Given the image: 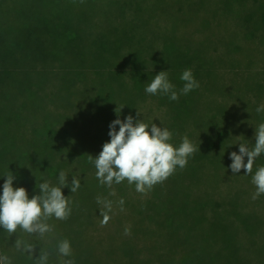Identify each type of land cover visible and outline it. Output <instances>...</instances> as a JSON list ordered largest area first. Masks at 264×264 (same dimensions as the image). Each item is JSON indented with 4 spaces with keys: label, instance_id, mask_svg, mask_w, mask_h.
<instances>
[{
    "label": "trees",
    "instance_id": "obj_1",
    "mask_svg": "<svg viewBox=\"0 0 264 264\" xmlns=\"http://www.w3.org/2000/svg\"><path fill=\"white\" fill-rule=\"evenodd\" d=\"M115 2L122 12H138L127 0ZM146 2L135 0L133 4L138 7ZM161 8L162 13L173 18L174 22L179 19L180 24L175 29L184 32L185 22L192 20L195 23L197 20L196 24L205 35L200 43L198 39L201 38L194 42L188 40L189 35L177 42L174 37H160L151 29L147 36L156 38L153 53L158 55L150 58V65H147V59L137 57L138 50L132 52L130 46L125 48L117 37L101 42L98 36H94L80 42L79 27L58 23L51 26L47 13L42 10L20 12L22 22L17 27H5L0 12V83L13 84L21 89L25 81L13 80V70L28 65L34 68L38 62L46 65L47 59H51V62L58 63L57 68L66 71V78L57 80V83L66 88L68 99L66 123L60 119L61 113L59 120L44 123L38 133L40 147L36 146L33 153H11L3 144L5 135L0 129V193L5 176L10 172L15 176L13 187L25 188L30 198L32 194H39V184L45 180L58 185L59 172L63 170L68 175L69 187H63L61 191L71 201L72 208L68 219L61 221L53 217L48 221L54 231L43 238L20 230L18 239L36 245L33 258L16 248L13 252L8 251L6 247L14 245L15 239L11 237L8 239L11 242L7 243L6 230L0 227V249L2 255L10 258L11 264H37L35 258L40 250L49 253L48 264H61L62 259H72L74 264H150L153 257L146 253L155 251L160 242L165 245L164 251L155 255L157 262L153 264H264L263 194L253 200L256 186L247 183L252 182V175L259 166L255 160L252 174L244 175L242 168L234 175L229 168L232 161L224 164L230 151H238L239 143H245L249 148L254 146L255 129L264 123V111H256L257 107L264 105V2L162 0ZM252 19L255 21L251 24ZM224 20L227 26H223ZM216 22L214 30L218 33L231 25L236 28L231 31V36L222 40L223 49L218 52L212 50L211 44L220 43L221 39L215 40L213 33H208ZM88 26L86 22L83 33L88 32ZM41 35L50 37L51 48ZM123 52L129 54L123 56ZM234 52L239 55L231 56ZM193 61L203 63L199 76L196 74L199 68L193 66ZM227 62L233 76L228 80L224 76ZM185 69H191L199 82V87L187 95L181 92L184 82L180 76ZM167 70L173 82L181 83L176 90L179 98L173 101L161 93L150 95L163 110L159 112L160 116H145L141 120L167 128L172 133L170 143L175 147L187 136L197 151L188 158L183 169L177 167L171 176L146 193L137 192L135 184L130 185L127 180L119 184L113 182L115 185L111 187L102 185L88 155L96 158L103 144L110 141L109 124L117 118L116 107L118 110L123 106L121 120L128 115L134 120L139 119L137 110L145 98H142V92L146 95L144 89L151 78ZM109 73L115 83L121 85L115 102H108L109 96L101 89L98 80L101 76L113 80ZM117 77L122 79L121 82ZM89 81L93 88L89 95L82 97V104L69 101L73 96L70 86ZM34 90L29 94L34 96ZM58 95L63 96L64 92L58 91L53 96V102L58 101L60 105ZM236 108L239 109V118L232 114ZM237 131L243 139H234L230 146L229 141ZM262 154L260 166H264ZM244 161L247 162V157ZM219 169H224V176L232 181L235 177L242 185L229 187L226 193L214 197L218 185L211 178ZM73 177L81 183L75 193L70 192ZM212 183L214 185L210 188ZM251 189L254 190L252 195ZM246 193L250 198H239ZM98 196L112 201L111 218L105 226L100 224L99 208L102 205L96 202ZM121 198L124 200L123 210L118 203ZM207 209L211 212L209 216L205 214ZM72 213H76L74 215L80 220L78 226L72 222ZM184 224L188 225L184 235L186 243L179 245L176 235ZM90 226L98 227L97 236L87 233ZM126 227L130 228V235L124 234ZM243 230L244 234L240 235ZM62 239L70 241V257H61L57 252V244Z\"/></svg>",
    "mask_w": 264,
    "mask_h": 264
},
{
    "label": "rangeland",
    "instance_id": "obj_2",
    "mask_svg": "<svg viewBox=\"0 0 264 264\" xmlns=\"http://www.w3.org/2000/svg\"><path fill=\"white\" fill-rule=\"evenodd\" d=\"M127 1L132 6V8L137 10L138 12L134 13L133 10H130L129 12L125 13L118 10V3L115 2V0H1V21L5 27H17L22 22L20 12L42 10L47 13L46 18L48 21L50 20L51 26L58 23L59 25L65 24L66 27L70 25L71 28L79 27L80 30L78 35L80 37V42L83 39L92 38L94 36H98L101 42L110 41L116 37L120 38L123 41L125 48L130 46L132 52L138 50L137 57L147 59V65L152 64V61H149L150 58H156L154 55H158V53H153L154 42L156 38L153 36H147L148 32L151 29H154L155 32L160 35V37L165 38L166 36H172L177 42H179L180 39H183L184 35H189V37H187L188 40H192L194 42L197 38H201L198 39V43L203 41L202 37L205 35V31L202 28L200 29V27H198L199 25L196 24L197 20L195 21V23L190 20L189 22H185V24H183L184 26H186L185 30L188 33L186 31L182 32V30L180 29H175L180 24V21H178L179 19L177 18L178 22H174L172 20L173 18L167 17V15H164L162 13V0H143L144 3L145 1H147V4L140 3L138 7L133 4L135 0ZM252 16L253 15H251V18ZM69 18H71L70 24H68ZM153 21L154 25L152 26L151 23ZM254 21L255 20L252 19L250 23L252 24L254 23ZM86 22L89 23V26L87 27L88 32L83 33L82 29L83 27H85ZM222 23L223 26H227V22L225 20L224 22L222 21ZM216 27L217 22L212 26V30H209L208 33L212 32V38L215 40L221 39L220 43L215 42V44H211L212 50L218 52L223 49L222 40H224V38H228V35L231 36V31L235 30L236 28L235 26L231 25L229 29H224V32L219 31L218 33L217 30H214ZM196 28H198V30H196ZM45 35H41V37L46 40V43L48 42V48H51V39L49 36L45 37ZM214 46L216 48H214ZM63 47H65V45ZM126 54L128 55L129 53H121V55L123 56H126ZM47 55L49 56L50 53L48 52ZM238 55L239 52L231 53V56L237 57ZM224 58L227 57L224 56ZM47 60L48 61L46 65L38 62L36 63L34 68L32 65H28L22 67L21 69L13 70V80H21V82L22 80L25 81L24 87L21 89L13 84L0 83V129L3 130V133L5 135L3 138V144L4 146L8 147L7 150H9L11 153L18 154L21 151L26 153H33L34 149H36V146L37 148L40 147V143L38 141L39 130H41L44 123L59 120L60 113V119L63 118V123H66V118L68 117V99L66 98V88L57 83V80H61L63 77L66 78V71L57 68V62H51V59ZM65 62L66 56H64V63ZM146 63L144 64V66L146 65ZM202 64L203 63L201 62L193 61V66H195V68H199V71L196 72L197 76L202 74ZM230 68L231 67L229 66V63L227 62V64L224 65V76H227L226 80L233 77L231 74L232 70ZM247 70L254 71L253 69H246V71ZM115 72L119 73V70H115ZM109 74L112 76L111 73ZM41 79L43 80V82L41 81ZM117 79H119L120 82L122 80L120 77H117ZM152 79L153 78H151L150 82L152 81ZM168 79L174 85L175 91L180 88L181 83L177 80L176 82H173L170 74L168 75ZM98 80L101 83V89L109 96L108 102H115L117 98V91H119L121 85H119L117 82L115 83L114 78L110 81V78L108 76H101ZM227 84H229V82H227ZM92 88L93 86L90 81L89 83L79 82L70 86V90L72 91L73 96L69 101H73V103L78 105L82 104V97L85 94L89 95V93L92 91ZM33 89H35L34 96L29 94ZM58 91L64 92L63 96L58 95L61 98L60 105L58 104V101L53 102V96L54 94L57 95ZM77 91H84L86 93ZM142 94V98L144 96L145 98H141L142 100H144V103L142 107H139L137 110L140 112V115L138 116L139 119L141 120L145 116H160L159 112L163 110V107H158V103L153 98H151V94L146 93L145 95L143 92ZM235 101L236 103H238L237 100ZM59 107L60 109H58ZM225 114L226 108L224 104V115ZM232 114L235 115V117L239 118V109H234L232 111ZM110 117L112 118L113 116L111 115ZM237 132L238 133H234V137L230 139V146L232 143L234 144V139L236 141H238L239 138L243 139L240 131ZM225 141L226 140H224V142ZM11 142L15 144L11 145ZM234 147L235 146H232V148ZM231 152H236L237 154H239V149L238 151H230L229 154ZM262 155L263 154L256 158L257 166H260L263 163L261 161V158L263 157ZM229 161L230 158L228 160L227 158H224V164ZM209 173L211 174V171H209ZM232 178L234 179L233 181L230 180L227 175L224 176V169H219V172L214 174V176L211 178V181H214L215 184L218 185V190H214L216 193L214 197H217L218 195H220V193H226L229 187L238 186L239 188L242 185V182H238L235 177ZM247 183L253 185L251 180ZM213 185L214 183L210 185V188ZM250 193L252 195L254 193V190L251 189ZM32 196H30V198ZM249 196L250 195L246 193L241 195V197L239 198H250ZM261 197L264 200V194ZM74 214L76 213H72V222L76 223V226H78L80 220H78V216ZM205 214L209 216L211 212L207 209ZM188 224H191V221H188ZM91 227L93 226H90L86 230L87 233L97 236L98 233L96 230L98 227ZM186 227H188V225L184 224V226H181V228L177 232L176 237L178 239L179 245H183L186 243L184 239ZM20 230L21 229L18 228L16 233H14L12 236H9L8 232L5 231V240L7 241V243L11 242L10 240H8L11 239V237H13L15 240L18 239ZM244 232V230L240 231L239 234L243 235ZM164 247L165 245L160 242L158 248L155 251H152L150 254H148V252L146 253V255H150L153 257V261L150 264L157 262L155 255L160 251H164ZM6 248L11 252L15 250V246L13 244L8 245ZM208 249L211 250L210 247H208ZM179 250L180 249L177 248L178 252ZM0 255H2L1 249Z\"/></svg>",
    "mask_w": 264,
    "mask_h": 264
},
{
    "label": "clouds",
    "instance_id": "obj_3",
    "mask_svg": "<svg viewBox=\"0 0 264 264\" xmlns=\"http://www.w3.org/2000/svg\"><path fill=\"white\" fill-rule=\"evenodd\" d=\"M180 79L184 82L181 92L185 95L199 87V82L194 78L191 69H185ZM144 90L151 95L157 93L167 95L173 101L179 98L174 85L168 79V70L156 74ZM122 107L118 110L116 107L117 118L109 124L110 141L103 144L102 151L96 158L88 155L89 162L94 164L96 177L102 185L111 187L113 182L119 184L127 180L130 185L135 184L137 192L146 193L154 185L162 183L171 176L177 167L183 169L188 163V158L197 151V147L187 136H184L179 146L175 147L170 143L172 133L153 122L149 125L143 120H134L132 115L121 120L119 117ZM256 111H264V105L257 107ZM139 115L140 112L137 111V116ZM254 140L253 147L249 148L247 144L239 143V154L236 152L229 154L232 161L229 168L234 175L242 168L245 171L244 175L252 174L256 158L264 153V123H260L255 129ZM245 157H247L246 163ZM5 177L0 193V227L6 230L9 236L20 228L27 234H35L43 238L54 231V226L48 223L50 219L54 217L63 221L69 218L72 211L71 201L61 191L63 187H69L68 175L65 171L59 172L58 185H52L50 181L45 180L39 184V194L31 198L28 197L25 188L13 187L15 176L11 172ZM252 183L256 186L252 199L256 200L264 194V166H259L252 175ZM80 187V180L73 177L70 192L75 193ZM96 202L102 205L99 208L102 217L100 224L105 226L111 218L109 213L112 210V201L98 196ZM118 203L123 210V198ZM124 234L130 235V228L126 227ZM14 246L30 258H33L36 251L34 243L21 239H16ZM57 252L61 257H70L72 255L70 241L60 240L57 244ZM48 258L49 253L40 250L35 259L37 264H48ZM0 264H11V260L6 255H0ZM61 264H74V261L62 259Z\"/></svg>",
    "mask_w": 264,
    "mask_h": 264
}]
</instances>
